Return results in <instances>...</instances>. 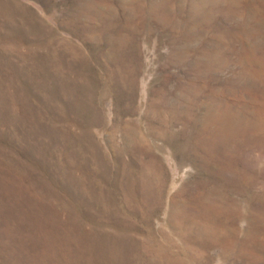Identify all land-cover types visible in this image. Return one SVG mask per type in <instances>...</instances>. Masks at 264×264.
<instances>
[{
	"label": "rangeland",
	"instance_id": "374dc122",
	"mask_svg": "<svg viewBox=\"0 0 264 264\" xmlns=\"http://www.w3.org/2000/svg\"><path fill=\"white\" fill-rule=\"evenodd\" d=\"M0 264H264V0H0Z\"/></svg>",
	"mask_w": 264,
	"mask_h": 264
}]
</instances>
